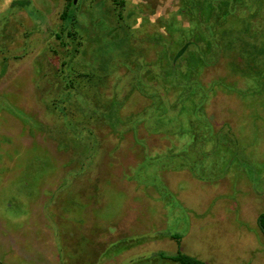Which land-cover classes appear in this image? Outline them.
Instances as JSON below:
<instances>
[{
    "label": "rangeland",
    "instance_id": "374dc122",
    "mask_svg": "<svg viewBox=\"0 0 264 264\" xmlns=\"http://www.w3.org/2000/svg\"><path fill=\"white\" fill-rule=\"evenodd\" d=\"M11 1L0 0V264H179L162 256L178 252L264 264V48L244 49L245 23L188 80L178 0H76V53L62 46L66 0ZM173 17L186 30L170 40ZM253 21L259 46L264 7ZM75 71L90 83H50Z\"/></svg>",
    "mask_w": 264,
    "mask_h": 264
},
{
    "label": "trees",
    "instance_id": "16d2710c",
    "mask_svg": "<svg viewBox=\"0 0 264 264\" xmlns=\"http://www.w3.org/2000/svg\"><path fill=\"white\" fill-rule=\"evenodd\" d=\"M20 1L21 0L11 1L9 9L16 6L24 7L25 3H21ZM66 1L67 4L65 10L61 13V32H65V37L71 41H69L70 43L66 42L65 40L64 42L62 41V46L68 47L74 44L75 47L72 46V48H74L76 53L78 52V49L76 47L80 46L81 44L79 41H75V43L73 42L74 40H76L77 32L73 31L72 29L78 26L77 15L74 13H70L69 15L67 9L73 6V0ZM113 2L115 5L119 6H123L124 4V0H113ZM263 7L264 0H178L176 4L175 15H179L181 18L186 19L189 22L188 29H184L185 27L183 26L179 29H177V27H174V17L172 19L166 18V20L162 24L165 26V31L168 33L167 35L169 36V38L173 35V32H178V30H180V33H182L184 32L183 30H186L184 33L187 34L181 36L182 40H180V37L177 40L178 42H182L181 45H179V50H181L184 45H186V41L192 42L193 48H195L196 50H192V55L195 62L194 64L192 62L190 63V58H188L186 63L189 62V65H187L185 69L182 68L183 65H181L180 63L175 61L172 63V60H169V66H171L173 69H179L181 67L182 77L185 76V79L189 80L190 75L196 74L198 69L206 67L207 65H216L217 62L220 61L219 59L221 52H219L217 47L214 48V46L216 45L212 46L211 44L216 43L218 47H220V38L226 35L228 29L229 31H232L230 27L236 24V22L245 23V37L243 38V40H246L247 38L248 40L244 43V49L246 51H249L251 49H258L260 47L263 50L264 28L261 29V34L259 36L261 38V42L259 41V46L255 44L254 40H252L253 34H251L250 32L252 31V22L254 23L253 20L260 12H262ZM115 30L116 28H113L109 33H114ZM55 37L58 40H61V35L59 33H56ZM153 40L158 44L164 43L161 35H157V37H154ZM170 40L172 39L170 38ZM164 45L168 48L169 44H167L165 41ZM210 50L211 52H213L211 53ZM67 52L69 53V51L65 50V55L61 57L62 61L60 62V67L56 70V72L66 67L67 60H65V57L68 55ZM184 57L185 56L181 57L178 60H181ZM4 71L5 70L3 68L0 74ZM76 78L85 79L84 82H80L83 84V87H85L86 82L89 84V81L91 80V76H89L88 74L82 73L81 71H75L73 72V80L67 81L64 79L61 80V76L54 73L50 83L55 85L56 89L62 90V93H66L69 89H73L75 87L72 81H74ZM258 222L262 230L264 231V214H261L259 216ZM162 256L163 258L177 262L179 264H206L199 259L183 255L180 252L172 257H167L164 255Z\"/></svg>",
    "mask_w": 264,
    "mask_h": 264
},
{
    "label": "water",
    "instance_id": "95a60500",
    "mask_svg": "<svg viewBox=\"0 0 264 264\" xmlns=\"http://www.w3.org/2000/svg\"><path fill=\"white\" fill-rule=\"evenodd\" d=\"M73 3L75 4L76 3V0H73ZM186 46H188V45H184V47L182 48V50L185 49Z\"/></svg>",
    "mask_w": 264,
    "mask_h": 264
}]
</instances>
